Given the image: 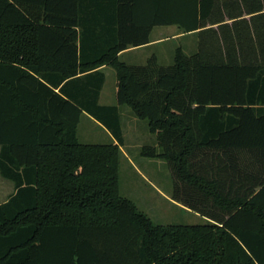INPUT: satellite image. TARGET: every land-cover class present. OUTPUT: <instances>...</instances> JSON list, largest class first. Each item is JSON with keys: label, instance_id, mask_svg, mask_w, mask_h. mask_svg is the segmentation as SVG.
Listing matches in <instances>:
<instances>
[{"label": "trees", "instance_id": "1", "mask_svg": "<svg viewBox=\"0 0 264 264\" xmlns=\"http://www.w3.org/2000/svg\"><path fill=\"white\" fill-rule=\"evenodd\" d=\"M167 25L198 50L118 60ZM118 105L207 223L157 225L120 194ZM83 111L117 143H80ZM0 174V264H264V0H0Z\"/></svg>", "mask_w": 264, "mask_h": 264}, {"label": "rangeland", "instance_id": "2", "mask_svg": "<svg viewBox=\"0 0 264 264\" xmlns=\"http://www.w3.org/2000/svg\"><path fill=\"white\" fill-rule=\"evenodd\" d=\"M154 34H159L163 39L156 45L126 53L119 59L126 64L135 65L144 64L148 57L155 55L160 65L168 66L173 63L177 48L181 49L185 55H191L198 50V35L196 33H184L180 29L178 30L175 25L156 26ZM104 71L106 79L103 84V90L107 94V98H110L109 93L113 90L115 81V70L107 66ZM122 107L123 110L131 111L127 106ZM129 113L136 119L132 112ZM144 122L146 123L147 121L144 120ZM101 133L100 128L96 124L86 123L82 120L79 136H90L87 137L89 138L87 140H90L87 142H108ZM80 140H82V137H80ZM145 144L156 145V138L152 140L148 138ZM124 146L123 149L129 154L132 164L126 158L120 156L119 188L121 195L133 200L138 206L137 208L157 225L183 226L200 225L208 222L207 219L192 210L186 209L171 198L173 178L166 160L143 157L138 153V150H129L127 144ZM141 161L150 163L143 164ZM4 181L8 183L7 180Z\"/></svg>", "mask_w": 264, "mask_h": 264}, {"label": "crops", "instance_id": "3", "mask_svg": "<svg viewBox=\"0 0 264 264\" xmlns=\"http://www.w3.org/2000/svg\"><path fill=\"white\" fill-rule=\"evenodd\" d=\"M245 17L248 18V16H245ZM154 30H155V27L151 30V32L149 34V42L147 44H144L142 46H137V47H129L125 50L120 51L117 54L118 60L121 61L119 58L126 53L134 52V51H137V50H140V49H143L146 47H150V46H153V45H156L157 43H159L161 41V39H163V38L159 34H154ZM178 30H179V28H178ZM188 34H193V33H188ZM147 59H146V61H147ZM121 62H124V61H121ZM129 65H134V64H129ZM135 65H143V64H135ZM107 66H110V65L105 64V65H102L100 67V69L103 71L104 76H105L104 82L106 79V73L104 70ZM110 67H112V66H110ZM104 82H103V84H104ZM116 90H117V78H116V72H115V81L113 83V90H111V92L109 93L110 98H107V94L104 93L103 85H102V88H101L99 96H98V103L100 105H116ZM122 106L123 105L117 106L119 121H120V126H121V131H122V138H123V144L119 146L120 156H123L124 158L127 159V161L130 164H132V162L130 161L129 154L126 151H124V149H123V147H125L124 145L127 144L129 146V148H128L129 150H132V151L138 150V153H139L140 148L143 145H147V144H145L147 139L149 138L150 140H152L153 138H155V135L149 132L148 123L147 122L145 123L144 119H139L132 111L123 110ZM129 112H132V114L136 117V119H134V117H132V115H130L131 113H129ZM82 120H84L86 123L90 122L91 124L92 123L96 124V126H98L100 128V131L102 132L101 134L106 137L108 142H106V143H97V142L96 143H89L87 141H90V140H87V139H89L87 137H90V136H88V135L79 136L80 135V125L82 123ZM76 136H77V140L83 144L117 143L116 140L114 139V137L111 135V133L101 123H99L97 120H95L91 115H89L85 111H83L80 115V120H79V123L77 125ZM150 136H153V137H150ZM80 137H82V140H80ZM141 163L148 164L150 162L146 163L145 161H141ZM4 180H7L8 183ZM14 191H15L14 183L11 180L2 177L0 174V204L5 202L9 198V196L14 193ZM119 192H120V188H119ZM124 197H126V196H124ZM186 209H188V208H186Z\"/></svg>", "mask_w": 264, "mask_h": 264}]
</instances>
